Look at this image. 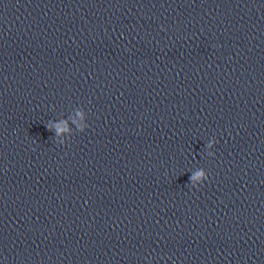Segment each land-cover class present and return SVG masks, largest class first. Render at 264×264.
I'll list each match as a JSON object with an SVG mask.
<instances>
[{"label": "water", "instance_id": "95a60500", "mask_svg": "<svg viewBox=\"0 0 264 264\" xmlns=\"http://www.w3.org/2000/svg\"><path fill=\"white\" fill-rule=\"evenodd\" d=\"M0 264H264V0H0Z\"/></svg>", "mask_w": 264, "mask_h": 264}]
</instances>
